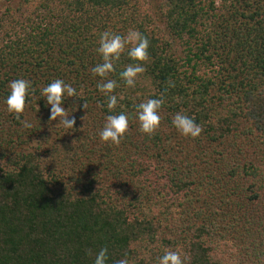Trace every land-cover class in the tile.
<instances>
[{
    "label": "trees",
    "instance_id": "trees-1",
    "mask_svg": "<svg viewBox=\"0 0 264 264\" xmlns=\"http://www.w3.org/2000/svg\"><path fill=\"white\" fill-rule=\"evenodd\" d=\"M23 2V21L3 10L22 32L0 41V264H93L101 248L106 264L125 253L129 264H157L165 250H179L184 264H264V0H161L168 37L184 56L141 0ZM106 29H136L150 40L143 63L153 91L119 82L132 63L128 46L108 75L120 83L114 112L130 117L119 145L98 136L111 113L91 67L101 62ZM17 78L35 89L21 117L31 128L3 103ZM56 78L79 93L64 103L74 129L50 121L40 96ZM148 98L164 100L152 136L135 119V105ZM177 112L202 127L198 159L185 165L171 158V141L187 139L171 125ZM254 137L257 159L244 156ZM167 187L181 194L172 203Z\"/></svg>",
    "mask_w": 264,
    "mask_h": 264
},
{
    "label": "clouds",
    "instance_id": "clouds-1",
    "mask_svg": "<svg viewBox=\"0 0 264 264\" xmlns=\"http://www.w3.org/2000/svg\"><path fill=\"white\" fill-rule=\"evenodd\" d=\"M126 46H128L127 56L132 63L125 65L123 70L118 72V80L125 87H135L137 78L146 71L143 62L148 59L150 46L149 38L139 30L129 29L125 35L117 34L109 29L102 31L99 34L96 48L101 62L91 67L92 75L100 78L96 83V88L106 98V108L111 113L106 115L104 125L98 131L101 142L109 145H119L129 128V114L123 111L114 112L119 95L114 93V90L120 86V83L117 79L108 78L109 73L115 71L114 65L120 60ZM34 92L35 89L31 81L24 78L10 80L8 94L3 101L6 111L26 128H31L32 125L21 117L25 112L26 101ZM40 96L46 101V106H49L50 121L58 120L59 123L56 126L62 125L65 129H74L76 118L73 115H68L70 111H73V108L66 110L64 103L65 97L79 98V93L70 83L56 78L41 87ZM163 103L162 98H148L135 105V119L138 121V130L141 134L152 136L158 130ZM82 107L86 108V102ZM171 125L185 138L195 139L202 133L201 125L183 112H177L172 117ZM107 252V248H101L96 254L93 264H106ZM116 264H129L127 253ZM157 264H184V260L179 250H165L163 255L158 257Z\"/></svg>",
    "mask_w": 264,
    "mask_h": 264
},
{
    "label": "rangeland",
    "instance_id": "rangeland-1",
    "mask_svg": "<svg viewBox=\"0 0 264 264\" xmlns=\"http://www.w3.org/2000/svg\"><path fill=\"white\" fill-rule=\"evenodd\" d=\"M217 1L221 2V0H217ZM160 2H161V0H141V6L145 10H147L150 13V15H152L153 19L156 21L158 27L160 28L162 34L167 36V38L169 40H172L173 50L177 53V55L184 56L185 55L184 51H183L184 48L181 45V42H179V40L172 39V37H171V39L168 37L169 36L168 30L165 27V24L163 22V19L161 17L160 11H159ZM8 7L13 9V11L15 12L14 15L16 16V18L19 21H23L24 17L26 16V13H27V7H26V4L23 2V0H0V20L2 22V23H0V41H2L5 38L7 39V36L9 34H13L15 32H17V33L22 32V28L19 25H17L16 23H13V25H12L6 17H3V13H4L3 10H5ZM12 27H14V28H12ZM7 32L9 34H6ZM204 71L205 70H203V72ZM135 87L146 88L148 90L153 91L155 86L153 84L152 79L148 75H146L144 72L143 74H141L137 78ZM257 138L258 137L253 138V142L257 146L252 144V147L249 146L248 149L244 148V150L246 152V154H244L245 157L257 159L258 157L255 158L253 156V154L260 155V153H258V146L259 145L257 144V141H256ZM171 144L174 146V149H175L172 152V157H171L172 160H176L179 164L183 160L184 165L186 163H188L189 161H191V162H193L195 160L197 161L198 158L195 157L196 152L194 150V148L196 147V143H195L194 139H191V138L183 139L181 137L179 139L174 138L171 141ZM238 145L234 146V147L231 145L229 148L232 149L231 147H233V151H236V149H240L238 147ZM129 149H131V151H135V149L132 146H130ZM188 149L192 150L190 157L188 156V154H189L187 151ZM142 155H144V154H142ZM187 156H188V159H187ZM259 159L261 160L262 157L260 156ZM146 164L148 165V167H149V165H151L150 162H146ZM164 165H165L166 171H169V174L172 176V174H173V172L171 171L172 164L167 161L164 163ZM151 168L154 170L153 166ZM150 172H152V170H150ZM163 172H165V171H163ZM155 173H156V171H155ZM165 173H164V175H165ZM158 174H160V172ZM169 178L165 177V181L169 183L168 186L171 183ZM107 181L109 183L110 180L107 179ZM112 185H115V182ZM191 187L193 188L194 186H191ZM206 187L207 186H205V188ZM185 191H187V190L186 189H184V191L182 190V193H184ZM164 193H165V191H164ZM180 195L181 194L176 193L171 187H170V189L167 187L166 195L164 196V197H166L165 201H167L168 203H172L173 200Z\"/></svg>",
    "mask_w": 264,
    "mask_h": 264
}]
</instances>
